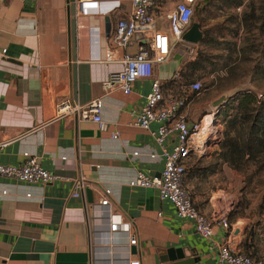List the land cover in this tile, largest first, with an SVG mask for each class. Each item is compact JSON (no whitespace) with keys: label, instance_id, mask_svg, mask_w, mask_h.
I'll return each mask as SVG.
<instances>
[{"label":"crops","instance_id":"obj_1","mask_svg":"<svg viewBox=\"0 0 264 264\" xmlns=\"http://www.w3.org/2000/svg\"><path fill=\"white\" fill-rule=\"evenodd\" d=\"M77 1L0 0V163L19 165L29 153L59 177L50 185L0 177V264H128L130 255L141 264H214L223 231L216 229L207 241L155 189L131 186L139 171L160 176L164 166L149 132L132 125L131 111L144 106L151 81H136L129 95L103 88L110 74L123 69L110 61L116 54L107 49L104 20L109 17L113 27L130 12L131 1L86 0L83 13ZM178 1L158 0L157 15L165 16ZM188 62L175 50L156 66L155 76L165 82ZM96 99L106 131L76 114L57 116L64 100L85 106ZM78 180L89 186L75 198ZM186 183L190 189L198 184L195 200L209 213L212 205L197 200L213 190L194 178ZM106 190L113 212L134 222L136 246L128 245L125 234L107 235L106 221L97 222L91 237L86 207L98 204ZM238 224L232 223L230 243ZM247 234L246 228L238 247Z\"/></svg>","mask_w":264,"mask_h":264},{"label":"built area","instance_id":"obj_2","mask_svg":"<svg viewBox=\"0 0 264 264\" xmlns=\"http://www.w3.org/2000/svg\"><path fill=\"white\" fill-rule=\"evenodd\" d=\"M130 1V12L115 22L111 33L106 37L109 54H116L110 61L120 63L123 69L110 74L103 83V88L106 94L122 90L129 95L136 81H151L144 106L139 111H131L132 125L149 132L161 149L164 161L160 176L154 175L150 170L139 171L131 186L155 189L159 199L170 203L179 218L192 221L195 233L207 241L213 240L216 229L223 231L225 240L218 245L214 264H264V258L249 257L242 253L241 246L236 245V248L233 241L229 242L233 229L230 214L234 208L230 198H212L211 211L206 213L198 206L193 192L185 182L189 161L192 158L206 157L213 142L220 141L217 134L221 123L219 112L212 111L198 121H191L187 108L200 95L202 83L197 80L185 82L180 70L174 71L165 82L155 76L156 66L165 64L177 47L185 43L183 36L189 30L201 0H180L174 9L162 17L157 15L158 0ZM85 3L86 0L76 2L80 13H83ZM98 8L101 9L99 6ZM5 52L3 50L1 55ZM119 54L122 55L120 59ZM263 98L264 95H257L258 100ZM101 109L99 99L85 106L64 100L58 105L57 116L76 114L79 120H91L99 125L101 131H106L107 124L101 117ZM154 124L157 125L155 130L151 128ZM119 137V133L112 135L113 139ZM23 156L24 161L19 165L0 163V177L42 185H50L59 179L41 166L36 156L29 153H24ZM88 186L84 180L75 181L72 196L80 197ZM110 195L111 191L106 190L98 204L86 207V224L91 237L97 234V222L106 221L107 235L125 234L129 238L128 245L136 246L134 222L113 212ZM97 208L102 211H97ZM128 264H141V261L135 255H130Z\"/></svg>","mask_w":264,"mask_h":264},{"label":"rangeland","instance_id":"obj_3","mask_svg":"<svg viewBox=\"0 0 264 264\" xmlns=\"http://www.w3.org/2000/svg\"><path fill=\"white\" fill-rule=\"evenodd\" d=\"M200 4L192 22L200 24L202 41L196 45L181 43L176 49L186 56V62L198 61L199 64L198 71L184 80H197L203 86L200 95L187 108L193 121L219 109L239 90L251 88L257 95H264V0H201ZM223 97L225 99L221 100ZM258 102L262 103V99ZM219 119L220 141L213 142L206 157L192 158L187 171L194 164L195 171L200 168L216 170L206 177L194 178L214 192L203 195L204 201L198 199V203L211 206V198H230V203L234 204L231 221H239L233 246L237 248L246 228L248 233L255 230L260 253L264 255V214L260 211V205L264 204V155L260 160L222 158L223 140H243L248 124L243 121L237 130L228 131L222 118ZM189 178L186 173L185 182ZM196 186L189 188L194 197L196 191L201 192L198 184Z\"/></svg>","mask_w":264,"mask_h":264},{"label":"trees","instance_id":"obj_4","mask_svg":"<svg viewBox=\"0 0 264 264\" xmlns=\"http://www.w3.org/2000/svg\"><path fill=\"white\" fill-rule=\"evenodd\" d=\"M201 4H205L203 1ZM198 4L199 6L201 5ZM198 61L185 63L180 69L182 79H188L198 71ZM194 101V100H193ZM219 112L227 130H237L243 121H247V135L243 140L224 139L222 142L223 151L220 156L242 160H260L264 151V98L262 103L257 100V93L250 89L239 90L230 96L226 103L216 110ZM195 164L191 165L187 173L193 178L206 177L216 172L214 168H200L195 171ZM189 178V179H191ZM261 214H264V204L260 205ZM263 212V213H262ZM231 221V216H230ZM232 223V221H231ZM242 253L252 258H263L257 244V235L255 230H250L247 234Z\"/></svg>","mask_w":264,"mask_h":264},{"label":"water","instance_id":"obj_5","mask_svg":"<svg viewBox=\"0 0 264 264\" xmlns=\"http://www.w3.org/2000/svg\"><path fill=\"white\" fill-rule=\"evenodd\" d=\"M105 26H106V32L107 34H110L111 33V30H112V24H111V21H110V18L109 17H105ZM203 39V32L201 31V26L199 23H195L191 26V28H189V30L184 34L183 36V41L185 43H188V44H192V45H196L198 43H200ZM225 97H223V99L221 100H224ZM220 100V101H221ZM218 101V102H220ZM214 106H216V104H214ZM88 193L90 194V192L88 191ZM136 250L133 249V253H135Z\"/></svg>","mask_w":264,"mask_h":264},{"label":"flooded vegetation","instance_id":"obj_6","mask_svg":"<svg viewBox=\"0 0 264 264\" xmlns=\"http://www.w3.org/2000/svg\"><path fill=\"white\" fill-rule=\"evenodd\" d=\"M193 24H195V23H194V22H192V23H191V26H192ZM191 26H190V28H191Z\"/></svg>","mask_w":264,"mask_h":264}]
</instances>
